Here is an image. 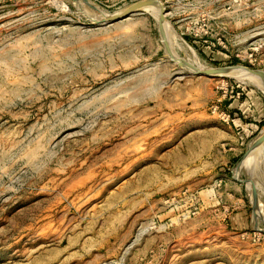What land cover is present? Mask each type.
Returning <instances> with one entry per match:
<instances>
[{
	"label": "rangeland",
	"instance_id": "rangeland-1",
	"mask_svg": "<svg viewBox=\"0 0 264 264\" xmlns=\"http://www.w3.org/2000/svg\"><path fill=\"white\" fill-rule=\"evenodd\" d=\"M140 1L0 0V264H264V92L175 60L264 73V0Z\"/></svg>",
	"mask_w": 264,
	"mask_h": 264
},
{
	"label": "bare ground",
	"instance_id": "bare-ground-1",
	"mask_svg": "<svg viewBox=\"0 0 264 264\" xmlns=\"http://www.w3.org/2000/svg\"><path fill=\"white\" fill-rule=\"evenodd\" d=\"M75 1L79 2V0H75ZM77 2H75V3H77ZM146 8L147 9H151L152 8L150 11L154 12L155 15H156V17H157V19L160 20L161 8H162L161 5H159L158 3H155L154 5H150V6L146 7ZM123 11H121V12H123ZM121 12H118V14H120ZM108 17H110V16H108ZM108 17H106V18H108ZM166 23H167V21L163 24V30L165 32V37H164L165 38V43L168 46L169 50L172 53L175 54V52L173 51L172 45L170 43L168 34H167ZM173 45L175 47V50L181 51V46L180 45H182V44H179V43L176 42ZM175 60L179 64L182 63V61L180 60V58H177L176 57ZM195 62H193V63H195ZM182 65H184V64L182 63ZM189 65H191V68H188L186 65H184V67L187 70L191 71V72H195V71L196 72L197 71L198 72L199 71L203 72V71L212 69V67H207V66H205V67H203V66H199V67L192 66L191 63ZM244 68H242V67H236L235 66L234 69H232V73L229 74V76L237 79L239 82H242V83L252 82L254 84H257L259 86L260 90L264 92V76L263 75L262 76L261 75H257L255 73L249 72L246 68L245 69ZM262 134H264V130L262 131L261 135ZM254 141L251 143V145H252L251 147H253ZM252 149L253 150H250L251 152L249 151L248 156L245 158V160H244L245 162L243 163V165L246 164V165H249L250 166V165L253 164L254 167L257 169L258 180H257L256 184L254 182L249 184V192H251L252 194L253 193L255 194V192L257 191L256 189H259V192L258 193L256 192L255 195H256V198L259 201L263 202V205H264V163H263L264 147L263 146H258V147H254ZM255 178H256V174H255ZM258 211H262V207H261V210H260V207H259Z\"/></svg>",
	"mask_w": 264,
	"mask_h": 264
},
{
	"label": "water",
	"instance_id": "water-1",
	"mask_svg": "<svg viewBox=\"0 0 264 264\" xmlns=\"http://www.w3.org/2000/svg\"><path fill=\"white\" fill-rule=\"evenodd\" d=\"M155 3H157V0H142L136 4H133L132 6H130L129 8L125 9L123 12H121L120 14L116 13L113 14L112 16L106 18L103 21H100L98 23H110V22H116L122 19H125L126 17H128L131 14L134 13H138V12H144L143 10H145L146 7L150 6V5H154ZM161 15H160V20L158 22V27H159V31L161 36L165 37V32L163 30V24L167 21L166 19V9L164 4L162 3L161 6ZM164 44V43H163ZM166 45V44H165ZM167 51H169V57L171 59H174V55L170 52V50H168V46H167ZM179 66L185 70L184 66L181 64H179ZM249 72L255 73L257 75H264L263 71L261 70H255V69H251V68H247L245 67ZM232 69H234V67H224V68H212L210 70H206L203 72H191L197 75H207V76H212V77H219V78H233L231 76H229V74L232 73ZM187 70V69H186ZM189 71V70H187ZM190 72V71H189ZM258 146H263L264 147V134L259 135L254 143H253V147H250L247 149V151L245 152V154L243 155L241 162L245 160V158L248 156L249 151L253 150L252 148L254 147H258ZM251 152V151H250ZM251 206L253 208V212H254V207L252 202L250 201Z\"/></svg>",
	"mask_w": 264,
	"mask_h": 264
},
{
	"label": "crops",
	"instance_id": "crops-1",
	"mask_svg": "<svg viewBox=\"0 0 264 264\" xmlns=\"http://www.w3.org/2000/svg\"><path fill=\"white\" fill-rule=\"evenodd\" d=\"M253 102L251 99L247 100L246 102H239L233 101L229 104V107H226V109L232 110L229 111L230 113H233V124L236 128L242 126L243 132L238 133L239 140L241 141V145L243 144L242 140L244 138V131H246L248 128H252L254 124L248 122L250 118L253 117L254 113L257 111L255 109Z\"/></svg>",
	"mask_w": 264,
	"mask_h": 264
},
{
	"label": "built area",
	"instance_id": "built-area-1",
	"mask_svg": "<svg viewBox=\"0 0 264 264\" xmlns=\"http://www.w3.org/2000/svg\"><path fill=\"white\" fill-rule=\"evenodd\" d=\"M213 111L218 113L219 117L223 120L229 121L231 119V114L228 111L221 110L219 106L215 107Z\"/></svg>",
	"mask_w": 264,
	"mask_h": 264
}]
</instances>
